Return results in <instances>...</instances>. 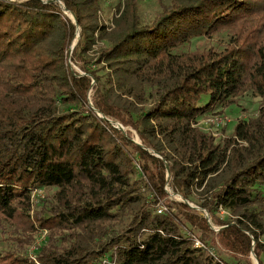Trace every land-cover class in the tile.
<instances>
[{
	"label": "trees",
	"instance_id": "16d2710c",
	"mask_svg": "<svg viewBox=\"0 0 264 264\" xmlns=\"http://www.w3.org/2000/svg\"><path fill=\"white\" fill-rule=\"evenodd\" d=\"M99 2L0 0V214L50 232L34 256L21 249L32 238L18 237L0 264H97L108 251L114 264H227L195 236L243 264L253 248L261 261L264 0H168L148 22L123 0L111 25ZM221 30L222 46L182 49ZM248 89L262 103L233 127L246 144L197 125ZM166 184L184 199L197 191L220 227ZM41 186L57 189L31 218Z\"/></svg>",
	"mask_w": 264,
	"mask_h": 264
},
{
	"label": "rangeland",
	"instance_id": "374dc122",
	"mask_svg": "<svg viewBox=\"0 0 264 264\" xmlns=\"http://www.w3.org/2000/svg\"><path fill=\"white\" fill-rule=\"evenodd\" d=\"M123 0H100L99 5V15L100 19L107 24L111 25L112 18L114 15L117 14L118 8L122 5ZM168 2V0H137L138 3V13L142 22H148L152 19V17L161 9V3ZM63 11L71 16V13L68 12L66 9L62 7ZM228 39V32L226 30H221L211 35H200L195 36L190 39L188 43H186L182 49H195V48H205L210 45L215 46H222ZM70 65L72 68L79 70V67L76 63L69 60ZM208 95H202L200 102L203 104L206 102ZM262 103V96L254 93L252 90L248 89L243 91L242 93L235 96L233 101L227 105H217L213 109L207 111L206 113H202L197 116L196 123L201 128L209 131L215 132L213 135L215 141L223 143L225 139L229 138L232 139L233 134V127L239 119H247L250 116H255L259 110V106ZM221 116L224 117V121L219 123L218 125L214 124L213 122H209L207 119L209 117ZM117 122V121H116ZM116 122L113 124L116 125ZM209 122V124H208ZM123 130L126 128L122 126ZM133 133V140L139 141L138 137L134 130ZM234 139V143L237 144H246V140L241 139ZM139 174V172H138ZM168 175V171H167ZM264 187V186H263ZM57 189L56 186H41L37 187L32 190L31 192V210L30 217L32 218V212L34 209L39 208L44 202L47 200L53 199V193ZM165 189L169 194V197L175 199H184L178 193L173 192L169 185H165ZM199 194L197 191H193L190 194V199H185V201L192 206L194 209L200 211L203 215L208 214L207 210L200 207L197 202L199 201L198 198ZM159 205H157V208ZM264 207V203H263ZM162 208V206H161ZM218 212L225 218H232L230 216L228 210L219 206ZM29 217V218H30ZM207 218V217H206ZM208 219L211 227L217 230L220 226L214 224L208 214ZM49 230L44 227L35 226L32 228L29 225L28 218L21 217L19 215H15L14 217H5L3 214H0V249H7V248H18L17 241L18 237L27 240L28 238H32L31 242L25 243L24 247H21L22 252L28 254L30 256H34L35 252L37 251L40 244L46 242L48 240ZM189 232H186L188 234ZM257 235L260 241L264 242V232L261 230H257ZM54 236V233H53ZM67 236L64 235L62 240L66 239ZM197 238L201 241L200 238ZM254 241H252L253 243ZM195 243V240H194ZM204 243V242H203ZM205 244V243H204ZM207 246L213 251L212 255H219L227 264H243V260L237 261L218 241L217 243H206ZM205 244V245H206ZM205 250V249H204ZM113 253V255H112ZM207 252L205 251L204 254ZM208 254V253H207ZM249 256L251 259V264H264V257L261 261L257 258L256 254L254 253L253 248H250ZM105 257L108 260H103ZM116 261V255L114 252H106L103 253L97 261V264H114Z\"/></svg>",
	"mask_w": 264,
	"mask_h": 264
},
{
	"label": "built area",
	"instance_id": "2783aa9c",
	"mask_svg": "<svg viewBox=\"0 0 264 264\" xmlns=\"http://www.w3.org/2000/svg\"><path fill=\"white\" fill-rule=\"evenodd\" d=\"M207 120H208L209 122H213L214 124L218 125L219 123H221V122L224 121V117H221V116H220V117H219V116L209 117ZM209 122H208V124H209ZM211 134L214 135L215 132L212 131ZM158 209L160 210L161 207L159 206ZM194 240H195L194 245L203 247V248L205 249V251H206L208 254H213V251H212L207 245H205L202 241H200V240L197 239V238H194ZM207 253H206V254H207ZM103 260H104V261H105V260H108V258L105 257Z\"/></svg>",
	"mask_w": 264,
	"mask_h": 264
},
{
	"label": "water",
	"instance_id": "95a60500",
	"mask_svg": "<svg viewBox=\"0 0 264 264\" xmlns=\"http://www.w3.org/2000/svg\"><path fill=\"white\" fill-rule=\"evenodd\" d=\"M61 6L65 9V6H64V4L63 3H61ZM71 17H72V19L73 20H75V17H74V15L73 14H71ZM77 35H78V27H77ZM72 47H73V45H71V47H70V49H72ZM89 101H90V98H89ZM100 115L102 116V117H105L103 114H101L100 113ZM110 120V119H109ZM111 122H112V120H110ZM114 122H116V121H114ZM116 127H118V128H123L122 127V124L120 123V122H116ZM138 143H140L139 141H137ZM155 154H157L156 152H155ZM158 155V154H157ZM182 200H185V199H182ZM187 201V200H186ZM204 216L205 217H207V220H208V222L210 223V221H209V219H208V214H204Z\"/></svg>",
	"mask_w": 264,
	"mask_h": 264
}]
</instances>
